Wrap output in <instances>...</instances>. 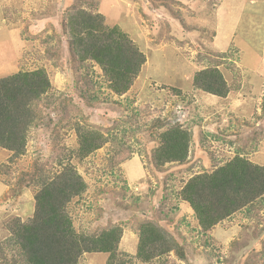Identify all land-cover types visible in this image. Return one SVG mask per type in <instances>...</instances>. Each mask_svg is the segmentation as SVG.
Masks as SVG:
<instances>
[{
    "label": "rangeland",
    "instance_id": "rangeland-1",
    "mask_svg": "<svg viewBox=\"0 0 264 264\" xmlns=\"http://www.w3.org/2000/svg\"><path fill=\"white\" fill-rule=\"evenodd\" d=\"M93 3L146 55L122 96L98 65L76 72L70 61L64 16L73 5ZM213 67L232 88L225 99L193 85L196 72ZM40 68L52 89L36 105L25 154L0 147V264H25L12 221L32 219L40 188L33 181L42 184L65 165L89 186L68 206L77 231L122 226L118 253L127 264H264V199L203 234L181 198L188 180L236 156L264 166V0H0V78ZM175 124L192 133L189 157L157 167L160 135ZM79 127L106 141L86 158L77 155ZM122 157L131 159L118 163ZM144 219L171 234L187 259L171 252L140 260ZM108 257L87 253L79 264H106Z\"/></svg>",
    "mask_w": 264,
    "mask_h": 264
},
{
    "label": "trees",
    "instance_id": "trees-1",
    "mask_svg": "<svg viewBox=\"0 0 264 264\" xmlns=\"http://www.w3.org/2000/svg\"><path fill=\"white\" fill-rule=\"evenodd\" d=\"M98 6L93 3L89 9L78 4L70 7L63 19V35L76 72L91 62L98 65L112 92L122 96L139 77L146 55L120 25L106 23ZM55 48L60 50L61 43ZM193 85L224 99L232 91L217 67L196 72ZM51 89L50 76L43 68L0 78V147L13 152L14 157L25 154L29 132L38 119L36 105ZM77 132L80 145L77 155L82 158L106 143L97 131L79 127ZM160 137L161 145L153 155L155 166L187 161L191 131L175 124ZM130 159L122 157L118 163ZM39 182L33 181L40 186L34 197V216L27 222L15 218L11 224L14 242L20 247L25 264H79L87 253L109 254L106 264H127L118 253L122 226L113 225L92 233L77 231L68 206L73 199L84 195L89 186L74 166L65 165L50 180ZM181 198L192 208L200 231L208 234L237 212L264 199V166L236 156L212 173L195 175L188 180ZM138 232L136 255L140 260L152 262L171 252L180 260L187 259L184 248L151 219L142 220Z\"/></svg>",
    "mask_w": 264,
    "mask_h": 264
}]
</instances>
